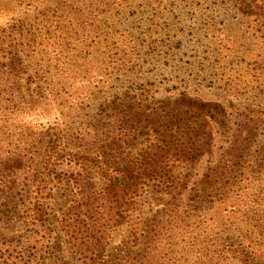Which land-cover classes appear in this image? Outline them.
Segmentation results:
<instances>
[{
    "label": "rangeland",
    "instance_id": "374dc122",
    "mask_svg": "<svg viewBox=\"0 0 264 264\" xmlns=\"http://www.w3.org/2000/svg\"><path fill=\"white\" fill-rule=\"evenodd\" d=\"M238 4L239 0H0V61H6L3 49L20 32L30 39L21 51L24 69L17 74L0 69V123L6 119L0 129V157L13 149L22 133L56 117L66 144L85 150L92 135L113 129V120L99 117L97 106L114 94L130 92L147 107L183 93L218 103L224 115L211 120L212 154L192 168L177 165L174 173L191 184L209 158L229 160V165L238 159L227 169L233 183L226 204H234L235 211L224 214V205L215 202L189 222L169 223L172 209L179 205L169 206V194L147 187L127 223L111 232L110 248L149 221L153 238L142 250L148 252L144 264H217L219 259L221 264H241L235 248L242 246L254 255L253 264H264V0L258 1L253 14ZM17 88L24 96L22 109L10 114L3 96L16 94ZM26 177L18 172L12 195L0 191V242L20 241L26 258L35 256L36 263L45 255L43 264H53L46 240L55 232L62 256L73 263L58 230L60 210L72 199L70 192L62 188L54 194L46 227L33 232L30 216L37 195ZM203 228L228 236L234 251L220 258L212 257V249H182L185 240L198 237Z\"/></svg>",
    "mask_w": 264,
    "mask_h": 264
},
{
    "label": "trees",
    "instance_id": "16d2710c",
    "mask_svg": "<svg viewBox=\"0 0 264 264\" xmlns=\"http://www.w3.org/2000/svg\"><path fill=\"white\" fill-rule=\"evenodd\" d=\"M258 1L239 0L238 6L253 14ZM24 33L20 32L19 38L2 48L6 53V61H0L2 71L17 74L24 69L21 51L30 43L28 33ZM14 92L3 96L10 114L22 109L24 96L19 88ZM156 102L155 106L147 107L144 100L130 92L100 101L99 117L112 119L114 127L92 135L85 150L66 144L60 119L56 117L37 127L30 125L32 131L22 133L13 149L0 157L1 192L14 193L18 172L33 182L37 195L32 204L34 214L30 216L35 226L33 232L46 227L51 213L49 201L54 194L62 188L71 194L72 199L60 210L58 230L74 261L69 263L62 256L60 240L54 232V237L46 240L53 264H144L142 260L147 259L148 252L142 250L151 244V222L116 247L110 248V238L113 230L127 223L137 198L147 187L169 194V206L179 205V209H172L169 223L174 219L189 222L190 217H198L196 213L205 205L215 202L224 205V214L235 211L234 204H226L233 183L227 169L238 164V159L231 160L229 165V160L209 158L203 172L191 184L186 177L174 173L177 165L192 168L203 157H210L214 137L211 120L217 121L219 115H224L222 106L185 93ZM5 120L0 129L4 128ZM201 231L198 237L185 240L182 249L187 252L212 249V257L220 258L234 251L232 240L220 231L211 233L206 228ZM0 244V264H43L45 255L36 263L35 256L26 258L20 241L2 240ZM235 250L241 256V264H253L254 255L247 246Z\"/></svg>",
    "mask_w": 264,
    "mask_h": 264
}]
</instances>
